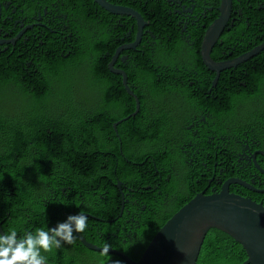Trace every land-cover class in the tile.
Wrapping results in <instances>:
<instances>
[{"label":"flooded vegetation","instance_id":"af4514ba","mask_svg":"<svg viewBox=\"0 0 264 264\" xmlns=\"http://www.w3.org/2000/svg\"><path fill=\"white\" fill-rule=\"evenodd\" d=\"M107 1L138 13L143 20L141 30L138 21L132 17L106 16L105 10L94 0H23L17 7L11 2L2 3L0 56L9 60L14 58L29 76L42 75L40 62L45 53L69 58L77 52H91L88 44L94 41L98 54H102L96 62L106 64L109 70V64L118 53L113 68L126 73L129 88L142 97L147 112L158 113L169 120L167 127L174 134L173 145L180 151L179 158H174L173 164L152 156L145 158L143 163H131L126 158L138 169L140 179L138 189L116 182L120 196L116 202H121L119 214L113 210L105 219L84 213L103 231L99 232L102 246L99 248L111 243L113 248L109 249L127 256L132 253L138 261L152 241V228L161 213L170 210L174 198H170V192H174L173 196L182 194L186 200L201 193L211 195L220 193L222 186L231 179H240L255 190H264V123L246 125L249 129L241 132L234 129L238 124H247L254 111L263 108L261 97L249 95L243 98L235 115L226 117L218 118L211 108L221 82L227 86L236 85L241 91L248 90L253 84L252 68L264 67V50L238 67L222 72L216 85L217 75L207 68L211 75L201 81L198 77L201 47L208 29L221 15L222 0ZM107 35L108 39L102 40ZM263 44L264 0H233L231 17L211 56L218 63L233 62ZM79 63L77 69L81 75L92 62L86 58ZM140 70L155 74L158 84L173 83L174 88L161 84L163 91L152 94L150 88L139 81L141 78H137L136 72ZM115 76L120 77L127 92L124 78ZM132 79L138 81L132 82ZM209 81L212 86L205 92L201 84ZM54 84L57 87L58 83ZM186 88L194 89V92L188 94ZM226 90L229 89L225 87ZM9 92L18 94V89L13 86ZM202 97L206 101L198 104ZM15 105H18L17 100ZM216 125H221L226 134L215 129ZM204 141L212 151L203 146ZM234 167L236 170H231ZM230 173L239 176L228 177ZM168 184L175 185L176 189L168 190ZM53 187L54 196L58 195L59 189L65 198L75 194L71 188L68 192L65 188ZM99 191L95 190L94 195ZM230 192L252 200L256 198L264 205V193L240 185H231ZM100 196L101 201L112 204L109 193ZM85 202L82 199L70 215L80 212ZM72 204L75 206V202ZM62 210L64 216L69 215ZM106 224L111 225L112 232H104ZM110 261L117 264L113 258ZM88 263L98 264L93 259Z\"/></svg>","mask_w":264,"mask_h":264},{"label":"trees","instance_id":"16d2710c","mask_svg":"<svg viewBox=\"0 0 264 264\" xmlns=\"http://www.w3.org/2000/svg\"><path fill=\"white\" fill-rule=\"evenodd\" d=\"M0 1L11 2L17 7L23 0ZM103 12L106 16L111 15ZM104 38L108 39V35L102 40ZM88 47H91L88 49L91 52H77L69 58L45 53L40 62L42 75L33 76L23 72L14 58L9 60L0 56V224L4 233L13 228L23 234L54 227L67 218L62 209L70 215L80 206L82 199L86 201L80 208L83 213L102 218L113 210L119 214L121 202H116L120 199L116 182L138 189L137 181L140 179L138 169L126 158L131 163H143L145 158L152 156L170 164L174 158H179L180 151L173 145L174 134L167 127L169 120L161 118L158 113L147 112L145 101L137 92L136 96L142 103L141 112L119 125L116 133L114 123L132 115L136 102L121 85L120 77L111 74L106 64L96 62L102 55L98 54L96 42L92 41ZM86 58L92 62L91 66L80 75L77 69L79 62ZM200 63L198 77L202 81L211 74L202 61ZM252 70L253 84L248 90L241 91L236 85L227 86L221 82L219 93L213 102L210 101L213 112L221 118L235 115L243 98L249 95L261 97L263 108L255 110L247 124L235 126L237 132L249 129L246 125L264 123V67ZM144 71L136 72L137 78H141L139 81L150 88L152 94H160L164 83L158 84L155 74ZM137 81L132 79V82ZM54 83H58L57 87ZM203 83L201 87L206 92L212 83ZM164 85L174 88L173 83ZM13 86L21 98L17 100L20 111L15 105L16 99L10 97L9 90ZM225 87L229 90L224 91ZM192 92L194 89L186 88V93ZM204 101L202 97L198 104ZM215 129L226 134L221 125H216ZM180 136L183 138L182 134ZM204 142L203 146L212 151ZM236 176L239 175H228ZM53 186L65 188L68 192L71 188L75 194L65 198L59 189V196H54ZM167 188L172 190L176 186L168 184ZM95 190L100 191L94 195ZM107 193L109 200L113 201L109 205L101 201L100 196L105 197ZM170 193V198L174 197L170 210L161 213L152 228V240L194 198L186 200L182 194L173 196L174 192ZM253 200L260 202L256 198ZM103 229L104 232L113 231L108 224ZM99 232L103 231L97 227V222L88 218L87 229L80 234L90 244L102 247ZM108 245L113 248V244ZM45 255L50 264H89V259L97 260L98 264H112L111 258L117 264H125L116 256L88 250L77 237L72 244L62 243L60 248H54ZM128 257L137 261L132 253H128ZM246 260V252L234 239L221 231L211 230L197 264H243Z\"/></svg>","mask_w":264,"mask_h":264},{"label":"water","instance_id":"95a60500","mask_svg":"<svg viewBox=\"0 0 264 264\" xmlns=\"http://www.w3.org/2000/svg\"><path fill=\"white\" fill-rule=\"evenodd\" d=\"M94 2L112 15H124L136 19L141 30L143 20L138 13L114 6L107 0H94ZM232 4L233 0H222L221 15L208 29L201 47L200 54L203 64L209 71L217 75L214 85L217 84L222 72L238 67L264 50L263 44L233 62L218 63L212 59L213 48L231 17ZM2 9L3 5L0 1V19ZM117 55L118 53L109 64V71L124 78L127 92L136 101V110L132 115L114 125L116 132H118L117 128L120 124L135 118L141 110L140 99L129 88L126 73L113 68ZM255 164L260 170L257 163ZM231 185H240L247 190L264 193V190H255L240 179H231L222 186L220 193L196 195L160 229L138 261L113 249H109V253H105L102 251L103 248L90 244L80 233H75V235L88 250L115 255L125 264H197L208 233L211 230H218L230 236L243 247L248 257L243 264H264V205L250 198L231 193ZM2 232L4 233L2 224H0V234Z\"/></svg>","mask_w":264,"mask_h":264},{"label":"clouds","instance_id":"9594fccd","mask_svg":"<svg viewBox=\"0 0 264 264\" xmlns=\"http://www.w3.org/2000/svg\"><path fill=\"white\" fill-rule=\"evenodd\" d=\"M88 226V217L82 211L68 215L54 227L25 231L19 234L15 228L0 234V264H48L46 253L58 249L62 243L72 244L74 233H83ZM106 243L102 249L109 253Z\"/></svg>","mask_w":264,"mask_h":264},{"label":"rangeland","instance_id":"374dc122","mask_svg":"<svg viewBox=\"0 0 264 264\" xmlns=\"http://www.w3.org/2000/svg\"><path fill=\"white\" fill-rule=\"evenodd\" d=\"M3 96H4V99H6V96H5L4 94H3ZM17 96L20 98L19 94H18ZM17 96H16V95H11V94H10V97H11V98H14V99L20 101L21 98L19 99ZM2 107H4V105H3ZM17 107H18V110L20 111L21 106H20V105H17Z\"/></svg>","mask_w":264,"mask_h":264}]
</instances>
